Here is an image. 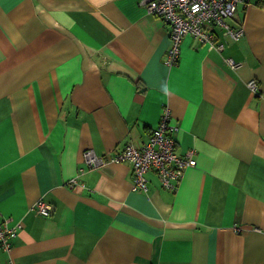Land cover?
<instances>
[{
	"label": "crops",
	"instance_id": "crops-1",
	"mask_svg": "<svg viewBox=\"0 0 264 264\" xmlns=\"http://www.w3.org/2000/svg\"><path fill=\"white\" fill-rule=\"evenodd\" d=\"M255 1L227 21L239 40L217 28L220 53L184 38L169 67V26L144 0H0V217L21 225L0 264H264ZM165 107L176 153L195 165L174 189L148 173L134 192L129 163L109 157L141 146ZM39 200L49 216L30 210Z\"/></svg>",
	"mask_w": 264,
	"mask_h": 264
},
{
	"label": "built area",
	"instance_id": "built-area-1",
	"mask_svg": "<svg viewBox=\"0 0 264 264\" xmlns=\"http://www.w3.org/2000/svg\"><path fill=\"white\" fill-rule=\"evenodd\" d=\"M243 0H144L147 14L161 17L169 26L170 47L166 52L164 64L169 67L177 65L180 56V45L184 38L195 39L208 50L222 53L224 44L218 42L217 28L232 41L239 40L243 34L242 27H231L227 21L235 17L237 8ZM232 67L236 65L227 59ZM252 92L257 91L255 82H249ZM171 113L165 107L158 126L149 138L139 147L131 144L113 156L109 161L129 163L131 171V189L134 192L146 194L148 190L147 174L157 176L163 189H174L186 167L194 166L195 160L190 152L185 156L176 153V142L173 133L177 126L170 124ZM105 157H96L91 152L86 153V161L90 167L98 168L106 164ZM83 174V171H81ZM70 186L83 188L76 178ZM39 216H49L51 208L41 200L30 208ZM21 225L10 226L8 220L0 217V249L9 251L17 237Z\"/></svg>",
	"mask_w": 264,
	"mask_h": 264
},
{
	"label": "trees",
	"instance_id": "trees-1",
	"mask_svg": "<svg viewBox=\"0 0 264 264\" xmlns=\"http://www.w3.org/2000/svg\"><path fill=\"white\" fill-rule=\"evenodd\" d=\"M255 5L264 9V0H256Z\"/></svg>",
	"mask_w": 264,
	"mask_h": 264
}]
</instances>
